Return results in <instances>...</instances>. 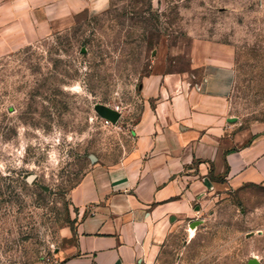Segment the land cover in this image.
<instances>
[{"label": "rangeland", "instance_id": "rangeland-1", "mask_svg": "<svg viewBox=\"0 0 264 264\" xmlns=\"http://www.w3.org/2000/svg\"><path fill=\"white\" fill-rule=\"evenodd\" d=\"M204 41L234 52L231 116L264 123V0H111L0 58V264L58 263L64 229L84 216L72 191L134 146L142 81L160 57L189 71ZM192 211L168 223L153 264H264V184L215 185Z\"/></svg>", "mask_w": 264, "mask_h": 264}, {"label": "crops", "instance_id": "crops-1", "mask_svg": "<svg viewBox=\"0 0 264 264\" xmlns=\"http://www.w3.org/2000/svg\"><path fill=\"white\" fill-rule=\"evenodd\" d=\"M110 4L0 0V58ZM190 57L185 72L160 57L142 81L134 146L115 164L92 166L72 191L84 216L64 229L57 264H153L168 223L191 215L215 185L264 184V123L241 129L231 116L232 48L204 41Z\"/></svg>", "mask_w": 264, "mask_h": 264}, {"label": "water", "instance_id": "water-1", "mask_svg": "<svg viewBox=\"0 0 264 264\" xmlns=\"http://www.w3.org/2000/svg\"><path fill=\"white\" fill-rule=\"evenodd\" d=\"M96 110L100 114V116L111 122H116V120L118 119V113L106 106H97ZM92 159L93 161H95L94 157H92ZM249 264H258V262L256 260H253Z\"/></svg>", "mask_w": 264, "mask_h": 264}, {"label": "bare ground", "instance_id": "bare-ground-1", "mask_svg": "<svg viewBox=\"0 0 264 264\" xmlns=\"http://www.w3.org/2000/svg\"><path fill=\"white\" fill-rule=\"evenodd\" d=\"M193 232V229L191 230V233Z\"/></svg>", "mask_w": 264, "mask_h": 264}]
</instances>
